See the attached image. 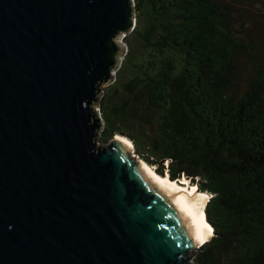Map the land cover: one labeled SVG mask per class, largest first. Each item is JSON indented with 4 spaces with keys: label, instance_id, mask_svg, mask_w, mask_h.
Wrapping results in <instances>:
<instances>
[{
    "label": "water",
    "instance_id": "water-1",
    "mask_svg": "<svg viewBox=\"0 0 264 264\" xmlns=\"http://www.w3.org/2000/svg\"><path fill=\"white\" fill-rule=\"evenodd\" d=\"M134 1L0 0V264H193L212 237L198 188L97 142Z\"/></svg>",
    "mask_w": 264,
    "mask_h": 264
},
{
    "label": "trees",
    "instance_id": "trees-1",
    "mask_svg": "<svg viewBox=\"0 0 264 264\" xmlns=\"http://www.w3.org/2000/svg\"><path fill=\"white\" fill-rule=\"evenodd\" d=\"M135 12L142 53L126 59L138 73L101 103L103 142L128 137L158 174L211 195L215 234L195 264H264L260 43L230 0H135Z\"/></svg>",
    "mask_w": 264,
    "mask_h": 264
},
{
    "label": "rangeland",
    "instance_id": "rangeland-1",
    "mask_svg": "<svg viewBox=\"0 0 264 264\" xmlns=\"http://www.w3.org/2000/svg\"><path fill=\"white\" fill-rule=\"evenodd\" d=\"M230 2L234 6H237L238 9L240 10V13H241V15L238 19L237 27L242 30L243 35L246 38H248L252 41L257 40L260 43L262 53H261V55H259V58H260L261 63L264 64V0H230ZM134 5H135V1H134ZM135 15H136V12H135ZM241 23L243 25L240 27ZM121 43L126 46V54L121 61V66L119 67L118 71L116 72L115 81L112 84L108 85L107 87L102 88L103 95L101 96V99L99 101L98 113H99L100 120L103 124V130H104L105 123H104V118H103V114H102V110H101V105H102L101 103L107 97L113 95L114 91H121L122 85L124 83L128 82L132 77H134L138 73L136 71V65L139 61L136 60L134 62L129 63L126 59L128 56V53H129L130 46L132 47V50H134V51L137 50L138 53L141 55L142 49L140 47V44L138 43V38L135 36L134 33H131V34H129L128 38L122 37ZM248 68L249 69H246V71H245L246 77H248V74H250V72L252 70L251 67H248ZM114 96H115L114 98H116L117 100L120 99V96L118 93H115ZM102 131L98 132V135H100V137H99L97 142L101 146H108L109 143L113 139L110 140L108 143L103 142ZM116 136H115V138H116ZM119 136H122V135H119ZM126 138L129 139V141L132 143V145L134 147L131 155L138 157L137 161H142V162H145L146 164H148L145 160H143V158H144L143 155L147 156V152H148L147 149L144 150L143 152H141V154L138 153L136 151L137 149L134 146L132 140L128 137H126ZM151 167L154 169L155 172L159 173L157 170V167H155V166H151ZM185 178L188 179L187 177H184L182 179H185ZM188 183L189 184L187 187H190V185L196 186L189 179H188ZM196 188H198V186H196ZM208 197H209V199H211L210 194ZM199 248L192 251L189 255V258H192L194 256L191 259V263H193V264H195L196 257H197L196 252L199 250Z\"/></svg>",
    "mask_w": 264,
    "mask_h": 264
},
{
    "label": "bare ground",
    "instance_id": "bare-ground-1",
    "mask_svg": "<svg viewBox=\"0 0 264 264\" xmlns=\"http://www.w3.org/2000/svg\"><path fill=\"white\" fill-rule=\"evenodd\" d=\"M116 138H119L121 139L122 141H124L125 143H127L129 146H131L132 148L133 145L132 143L129 141V139H127L126 137H123V136H119L117 135ZM142 162V161H141ZM145 165L148 166V168L150 169V171L154 174V176L170 191V192H181V191H192L196 188V186L194 185H190V187H187L188 186V179H181V180H177V181H173L171 179H169L168 176H161L160 174H158L157 172L154 171V169L149 165V164H146L145 162H143ZM197 194L199 195H206L208 200H209V193H204V192H200L197 190ZM209 201H207L208 203ZM207 203L204 207V211H203V216L205 218V221L206 223L209 225L210 229L212 230L213 232V235L212 237L214 236V229H213V226L208 222L207 220V217H206V212H205V209H206V206H207ZM208 241V240H207ZM207 241H203L198 247H196L195 249L199 248L200 246H202L203 244H205ZM194 249V250H195ZM193 250V251H194Z\"/></svg>",
    "mask_w": 264,
    "mask_h": 264
},
{
    "label": "clouds",
    "instance_id": "clouds-1",
    "mask_svg": "<svg viewBox=\"0 0 264 264\" xmlns=\"http://www.w3.org/2000/svg\"><path fill=\"white\" fill-rule=\"evenodd\" d=\"M199 191V190H198Z\"/></svg>",
    "mask_w": 264,
    "mask_h": 264
}]
</instances>
